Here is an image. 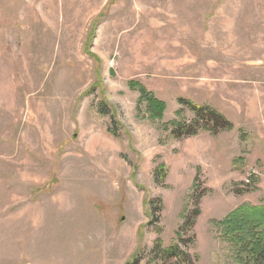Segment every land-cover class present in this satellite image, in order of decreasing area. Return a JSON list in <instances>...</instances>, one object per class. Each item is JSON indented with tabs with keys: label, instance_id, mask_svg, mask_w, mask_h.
Instances as JSON below:
<instances>
[{
	"label": "rangeland",
	"instance_id": "374dc122",
	"mask_svg": "<svg viewBox=\"0 0 264 264\" xmlns=\"http://www.w3.org/2000/svg\"><path fill=\"white\" fill-rule=\"evenodd\" d=\"M181 99L231 129L171 135L197 118ZM246 203L264 206V0H0V264L182 261L158 240L240 264L217 221Z\"/></svg>",
	"mask_w": 264,
	"mask_h": 264
},
{
	"label": "trees",
	"instance_id": "16d2710c",
	"mask_svg": "<svg viewBox=\"0 0 264 264\" xmlns=\"http://www.w3.org/2000/svg\"><path fill=\"white\" fill-rule=\"evenodd\" d=\"M130 86L138 88L141 101L147 103V109L152 118L161 120L167 108L166 103L137 81H131ZM181 103L190 107L197 118L189 124L171 122L170 127L165 129L170 130L171 135L175 137L195 135L201 127L210 128L213 132L229 130L232 127L227 117L215 108L184 99H181ZM201 120L205 121L204 125H200ZM199 213L200 209H195L187 225L195 224L196 216ZM217 224L220 226L223 240L231 245L238 263L264 264V206L242 204L233 209L224 219L217 221ZM154 252L162 259L178 258L182 260L178 264H191L184 261L188 257V253L178 243L163 247L158 240Z\"/></svg>",
	"mask_w": 264,
	"mask_h": 264
},
{
	"label": "crops",
	"instance_id": "0c3cea01",
	"mask_svg": "<svg viewBox=\"0 0 264 264\" xmlns=\"http://www.w3.org/2000/svg\"><path fill=\"white\" fill-rule=\"evenodd\" d=\"M232 209H234V208H232ZM232 209H231V211H232ZM136 238L137 237L135 236V239H134L135 249L134 250H136V248H137V242H136L137 240H136ZM130 248H132V247L130 246ZM132 253H133L132 249L126 250L124 253H122L120 251L119 254L117 255L116 260H114V261L113 260L112 261H107V262H104V264H125L127 262V259L129 258V256ZM35 257H39L38 256V253L35 254Z\"/></svg>",
	"mask_w": 264,
	"mask_h": 264
},
{
	"label": "built area",
	"instance_id": "2783aa9c",
	"mask_svg": "<svg viewBox=\"0 0 264 264\" xmlns=\"http://www.w3.org/2000/svg\"><path fill=\"white\" fill-rule=\"evenodd\" d=\"M245 183H246V184H250V183H251L250 179H249V178H246V179H245Z\"/></svg>",
	"mask_w": 264,
	"mask_h": 264
}]
</instances>
